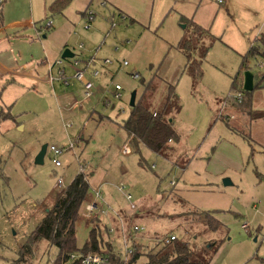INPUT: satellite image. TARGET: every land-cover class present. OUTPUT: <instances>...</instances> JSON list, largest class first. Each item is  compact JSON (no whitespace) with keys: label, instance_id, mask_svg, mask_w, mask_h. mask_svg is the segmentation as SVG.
Here are the masks:
<instances>
[{"label":"rangeland","instance_id":"1","mask_svg":"<svg viewBox=\"0 0 264 264\" xmlns=\"http://www.w3.org/2000/svg\"><path fill=\"white\" fill-rule=\"evenodd\" d=\"M54 1L0 4V22L34 23L0 34V264L17 258L19 246L80 172L81 164L92 172L86 203L95 200L94 191L100 188L103 206L112 210L88 216L85 203L77 223L79 246L91 221L100 220L114 227L110 235L124 250L115 212L126 214H121L126 232L130 219L137 218L146 233L136 238L144 242L147 235L152 240L172 231L186 236L185 219L192 217L191 211L202 210L213 212L228 228L213 264H264V119L245 116L247 126L242 130L251 134L250 142L218 119L222 111L216 103V98L233 94V79L248 70L258 84L252 93L253 109L264 110V57L249 56L247 70L240 71L250 40L264 34V0H226L225 5L216 0H65L61 11L51 9ZM89 13L94 19L86 28ZM183 18L210 28L216 37L197 85L185 71L186 58L177 47L186 32ZM257 43L264 47L263 40ZM66 50L72 57L63 56ZM45 53L53 73L49 67L39 70ZM85 54L89 57L84 59ZM59 59L63 63L57 66ZM76 59H94L91 72H100L98 76L86 72L94 83L90 97L70 74ZM8 66L36 78L6 72ZM60 67H67L70 85L62 80L42 83ZM155 74L176 85L182 103L174 114L181 140L173 143L176 151L169 156L130 142L120 125L130 113L132 93L139 98L142 83ZM116 85L121 86V98L115 96ZM163 90L161 84L151 108H156ZM224 106L225 111L230 107L227 100ZM226 112L223 118H233ZM43 146L46 152L37 160ZM52 146L61 153L55 155ZM203 226L190 227L195 231ZM212 235L224 237L221 231ZM55 254L53 248L46 254L51 257L47 263L43 256V264H52ZM143 262L141 257L136 264Z\"/></svg>","mask_w":264,"mask_h":264},{"label":"trees","instance_id":"2","mask_svg":"<svg viewBox=\"0 0 264 264\" xmlns=\"http://www.w3.org/2000/svg\"><path fill=\"white\" fill-rule=\"evenodd\" d=\"M64 5L65 0H55L51 9L61 11ZM184 22H186V32L177 47L186 58L185 71L190 75L193 84L197 85L204 74L202 63L215 38L208 29L200 26L195 20L186 19ZM50 26L49 24L47 28ZM255 44H252L247 54L243 56L240 71H245L248 68L249 56L260 54L264 57V47L260 48L261 46ZM196 52H198L199 58L196 57ZM243 81V73L233 79L231 88L233 94L226 97L225 100L228 101V105H236L238 110H244L251 114L252 93L258 88V84H254L252 91H247L243 87ZM142 84L141 96L136 97L128 117L120 125L130 142H141L157 154L169 156L174 150L173 143H178L181 140V135L174 125V114L182 108L176 85L167 83L157 74ZM161 84L164 90L161 93L160 101L156 108H151L150 102L155 100V94ZM237 93L242 94L241 101L235 97ZM220 117L218 119L226 121V124L239 131L245 139L252 141L250 134L238 130L229 122V116L226 119ZM91 177L92 172L87 170L79 172L75 176L60 193L56 203L19 246L17 258L9 264H43L42 258L53 248L56 250V254L52 264H82V257L89 252L106 256L109 260L107 264H136L141 257L144 258L143 264H213V260L228 234V228L211 211H191L192 217L186 214L185 216L191 217L190 220H188L190 217L185 219L186 236L172 231L164 236L158 235L152 240L147 235L143 237L146 240L144 242L138 241L136 237L139 235L138 233H146L145 228L141 231L133 230V227L138 225L137 218L130 219L129 231L126 232L121 216V214H126L117 212L121 218L116 215L115 218L119 223L121 236L126 234L130 242V251L125 252L114 244L116 238L110 235V228L113 226H108L103 221L101 224L100 220L91 221L88 235L82 246H79L77 223L92 187ZM142 211L143 209L133 214ZM148 211L149 209L145 213L148 214ZM193 224H204V226L202 229L198 228L193 231L190 227ZM181 226L184 225L181 224ZM218 231L224 233L223 238L213 237L212 234ZM191 232L197 233V237L191 236ZM199 237H203V239L201 240ZM40 256H42L41 259ZM50 258V255H46L44 262L47 263Z\"/></svg>","mask_w":264,"mask_h":264},{"label":"built area","instance_id":"3","mask_svg":"<svg viewBox=\"0 0 264 264\" xmlns=\"http://www.w3.org/2000/svg\"><path fill=\"white\" fill-rule=\"evenodd\" d=\"M219 4H222L224 2V0H216ZM3 2V0H0V4ZM94 19V15L92 13H89V16H88V23L86 24V28H89L90 27V22ZM80 47L82 48L83 45L81 44ZM93 62H94V59H89L88 61L86 62H83V67H78L80 65V62L79 60H74L72 62V66L74 67V70H73V73H72V77L75 78V80L81 82L83 84V87H84V91H85V96L86 97H90L92 94H93V89H94V83L92 80H90L88 78V76L86 75V72L88 70H92V68L94 67L93 66ZM110 61L108 59L105 60V63H109ZM63 61L61 59L57 60L55 64L57 65H62ZM94 76H98L100 75V72L98 70H93L91 72ZM135 77L138 76V74L136 73L134 75ZM50 78V81L52 82L54 79H59V80H62L63 83L65 85H70V80H69V75L68 73L66 72L65 68L64 67H60L58 69V72H57V76L56 77H53L52 75L49 77ZM116 88V98H121L122 94L120 92L121 90V86L120 85H116L115 86ZM235 97L237 98L238 101H241L242 100V94L241 93H237L235 94ZM220 115H223L222 112H220ZM67 127L69 126H72V124L70 123H66L65 124ZM74 142L73 141H70V148H72L74 146ZM51 150L52 152L57 155V154H60L61 153V149H58L56 148L55 146H52L51 147ZM123 152L125 153L126 150L123 149ZM54 162L56 163V165H59L60 162L59 160H57L56 158H54ZM86 170V165L84 164H81V170L80 172H83ZM60 185L63 186L62 184V180H61V183ZM121 190H124L125 188V185L124 184H121L120 187H119ZM94 194H95V200H91L90 202H87L86 205H85V211H86V215H92V213L96 212V211H99L100 212L98 213L99 215H105L107 214V212L109 210H112V208H110V206L108 205L107 208H105L103 206V202H105L102 198V194H101V190L100 188H96L95 191H94ZM127 200H129L131 202V199H132V196L130 193H126L125 194ZM131 207L134 208L135 205L131 203ZM115 215L118 217L119 214L117 212H115ZM243 227L248 230V225L244 224ZM133 230L134 231H141V230H144V227L143 226H138V225H135L133 227ZM114 229L113 227L110 228V232H113ZM124 233V232H123ZM122 240L124 241L125 243V246H124V250L125 252L126 251H130V242L126 236V234H123L122 235ZM171 238H174V237H171ZM263 243H264V237H263ZM72 257H74V255H72ZM109 262L108 258L104 255H100L98 253H93V252H89L87 253L86 255H84L81 259V263L82 264H107Z\"/></svg>","mask_w":264,"mask_h":264},{"label":"crops","instance_id":"4","mask_svg":"<svg viewBox=\"0 0 264 264\" xmlns=\"http://www.w3.org/2000/svg\"><path fill=\"white\" fill-rule=\"evenodd\" d=\"M225 3H226V0H224V2L222 3V4H224L225 5ZM219 4V3H218ZM186 19H189V18H183L182 20L183 21H185ZM194 20V19H193ZM33 20L32 19H27V20H19V19H15V20H11V21H8V22H6V23H4V21L3 20H1V22H0V34H2V33H4V32H7V31H11V30H14V29H21L22 27L23 28H28V27H31V26H34V23L32 22ZM197 22V21H196ZM198 23V22H197ZM200 26H202L200 23H198ZM185 27H186V25H185ZM202 27H204V26H202ZM205 29H208L209 31H210V33H212L211 32V29L210 28H206V27H204ZM212 35L214 36V38H215V41L213 42V44L216 42V37H215V35L212 33ZM27 38V36L25 37V39ZM262 38H264V34L261 36V37H255L252 41L250 40V46L252 45V44H254V43H256V44H258L257 42H258V40H262ZM264 41V40H263ZM213 44H212V46H213ZM255 44V45H256ZM211 46V47H212ZM83 48V47H82ZM211 49V48H210ZM210 49H209V51H210ZM209 53V52H208ZM247 54V53H246ZM208 56V55H207ZM84 57V59L85 58H87V57H89V55H87V54H85V56H83ZM76 60H78V59H76ZM83 61L84 60H79V62H80V64L81 63H83ZM42 66V67H40V66ZM39 70H45V67H47V70H48V67L49 68H51L50 67V65H49V63H48V57H47V53H45V60H44V62L43 63H39ZM43 65H45V66H43ZM58 66V65H57ZM93 66H95L94 64H93ZM51 70H52V68H51ZM65 70H66V72H67V67H65ZM247 70V69H246ZM6 72H9V73H12V74H16V75H21V76H27V77H30V78H36L34 75H32V74H26V73H20V71H16L15 69H13V68H11V66H8L7 68H6V70H5ZM52 73H53V70H52ZM73 73V72H72ZM72 73L70 72V74L72 75ZM70 74H68V75H70ZM55 75V76H54ZM56 75H57V73L56 74H53V77H56ZM253 77H254V75H253ZM56 80H59V79H54L52 82L50 81V78L49 77H47L46 79H43L42 80V83H51V84H54V82L56 81ZM73 80H75V79H73ZM72 80V81H73ZM77 81V80H76ZM77 82H79V81H77ZM71 84V83H70ZM254 84H255V77H254ZM65 85V84H64ZM243 85H244V81H243ZM78 86H80L81 88H82V90L84 91V87H83V84L81 83V82H79V85ZM216 103H218L217 105H218V109L217 110H221L222 111V113H223V111L224 112H226L228 115H231V117H233V118H231V119H229V122L231 123V121L232 120H237L238 122H237V124L236 125H234V127H236L238 130H242L243 128L242 127H246L247 126V124H246V119H245V116L246 115H250L251 117H252V115L255 117H253L255 120L256 119H264V110H260V111H257V110H254L253 108H252V113L251 114H249V113H247V112H245L244 110H238L237 109V106L236 105H230V107H228L227 108V110L225 111V107L226 106H224V104H225V99H224V97H218V98H216ZM216 110V111H217ZM233 115V116H232ZM218 117V116H217ZM239 118H241V120H239ZM220 120H222V119H220ZM222 121H224V120H222ZM225 122V121H224ZM226 123V122H225ZM233 125V124H232ZM245 133H248V131L247 132H245ZM248 134H250V133H248ZM250 136H251V134H250ZM81 137V139H84V136H80ZM251 138H252V136H251ZM252 140H253V138H252ZM82 223H85V221H81V224Z\"/></svg>","mask_w":264,"mask_h":264},{"label":"water","instance_id":"5","mask_svg":"<svg viewBox=\"0 0 264 264\" xmlns=\"http://www.w3.org/2000/svg\"><path fill=\"white\" fill-rule=\"evenodd\" d=\"M64 57H72V52L70 50H66L63 54ZM244 89L247 91H252L254 88V77L253 73L251 71H245L244 72ZM136 100V93H132L130 105L134 106ZM47 147L43 146L41 152L39 153L37 160H42L43 155L46 152Z\"/></svg>","mask_w":264,"mask_h":264}]
</instances>
